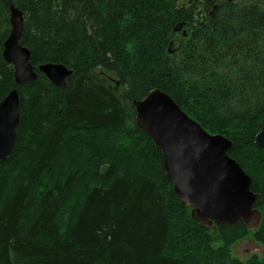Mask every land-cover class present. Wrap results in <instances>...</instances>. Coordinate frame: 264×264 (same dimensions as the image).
Returning a JSON list of instances; mask_svg holds the SVG:
<instances>
[{"label": "trees", "instance_id": "1", "mask_svg": "<svg viewBox=\"0 0 264 264\" xmlns=\"http://www.w3.org/2000/svg\"><path fill=\"white\" fill-rule=\"evenodd\" d=\"M178 1L0 0V102L16 89L20 113L13 153L0 161V264H264L230 251L249 234L264 246V147L254 143L264 124L263 0ZM10 4L35 71L64 65L74 71L67 87L40 73L14 84L1 57ZM154 89L233 143L227 154L262 213L256 231L214 232L178 202L161 151L135 123L132 101Z\"/></svg>", "mask_w": 264, "mask_h": 264}, {"label": "water", "instance_id": "2", "mask_svg": "<svg viewBox=\"0 0 264 264\" xmlns=\"http://www.w3.org/2000/svg\"><path fill=\"white\" fill-rule=\"evenodd\" d=\"M9 26L1 57L13 69L14 84L27 86L37 80L38 74L30 64V51L21 45L23 14L12 5ZM37 69L52 86L61 89L67 87V79L74 73L52 63ZM133 105L137 128L161 151L164 174L178 202L191 208L193 222L213 228L214 232L217 226L233 227L240 223L252 232L260 227L263 217L255 208L257 195L251 191L252 180L228 156L233 147L230 140L208 134L158 89L150 91L142 101H133ZM19 123V96L14 89L0 103V161L11 157ZM254 143L264 147V124ZM106 170L103 166L101 173Z\"/></svg>", "mask_w": 264, "mask_h": 264}, {"label": "rangeland", "instance_id": "3", "mask_svg": "<svg viewBox=\"0 0 264 264\" xmlns=\"http://www.w3.org/2000/svg\"><path fill=\"white\" fill-rule=\"evenodd\" d=\"M187 1L188 0H179L178 4L179 6L186 5ZM263 4H264V0H263ZM183 29H184L183 27L180 28V32H182ZM105 166L106 168H108L107 165ZM244 240H247V241H245L241 246L234 249V252L232 250L233 246L230 248L232 257L240 262H246L252 256H257V258L261 260L263 257L262 255H264L263 245H259L260 247L255 245L251 234H249L247 236V239H244Z\"/></svg>", "mask_w": 264, "mask_h": 264}, {"label": "bare ground", "instance_id": "4", "mask_svg": "<svg viewBox=\"0 0 264 264\" xmlns=\"http://www.w3.org/2000/svg\"><path fill=\"white\" fill-rule=\"evenodd\" d=\"M10 5H12V4H10ZM10 5H9V7H10ZM12 6H13V5H12ZM14 7H15V6H14ZM15 8H16V7H15ZM8 10H9V9H8ZM19 10H20V9H19ZM184 36H186L185 32H184ZM21 39H22V38H21ZM2 48H3V47H2ZM1 54H2V49H1ZM30 57H31V56H30ZM30 64H31V63H30ZM42 65H44V64H42ZM55 65H61V64H55ZM39 66H40V65H39ZM39 66H37V68H38ZM62 66H64V65H62ZM32 67H33V66H32ZM64 67H65V66H64ZM37 68H36L37 72L35 71L34 67H33V71H35V72L38 74V73H40V72H38V69H37ZM66 68H67V67H66ZM67 69H68V68H67ZM40 74H41V73H40ZM42 75H43V74H42ZM5 98H6V97H5ZM5 98H4V99H5ZM4 99H3V100H4ZM3 100H2V101H3ZM2 101H1V102H2ZM133 101L139 102V101H142V100H139V101H138V100H133ZM133 101H132V105H133ZM1 102H0V103H1ZM133 107H134V105H133ZM134 111H135V107H134ZM135 115H136V111H135ZM190 119H191V118H190ZM191 120H192V119H191ZM193 121H194V120H193ZM194 122H195V121H194ZM196 123H197V122H196ZM197 124H198V123H197ZM198 125H199V124H198ZM199 126H200V125H199ZM200 127H201V126H200ZM201 128H202V127H201ZM202 129H203V128H202ZM203 130H204V129H203ZM152 142H153V141H152ZM242 170H243V169H242ZM185 207H186V206H185ZM190 212H191V210H190ZM245 241H247V240H242V241L238 242V244H234V245H233V248L236 249L237 247L241 246ZM263 247H264V246H263Z\"/></svg>", "mask_w": 264, "mask_h": 264}, {"label": "flooded vegetation", "instance_id": "5", "mask_svg": "<svg viewBox=\"0 0 264 264\" xmlns=\"http://www.w3.org/2000/svg\"><path fill=\"white\" fill-rule=\"evenodd\" d=\"M180 30V27H178L177 31ZM183 37L185 38L186 36H184V33H183ZM238 244V243H237ZM233 252H234V248H233Z\"/></svg>", "mask_w": 264, "mask_h": 264}]
</instances>
